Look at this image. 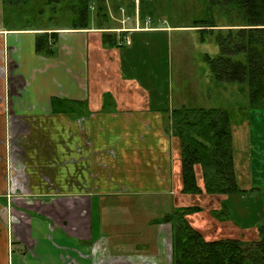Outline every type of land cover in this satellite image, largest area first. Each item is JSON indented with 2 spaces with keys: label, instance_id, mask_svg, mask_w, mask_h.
Returning a JSON list of instances; mask_svg holds the SVG:
<instances>
[{
  "label": "crops",
  "instance_id": "obj_1",
  "mask_svg": "<svg viewBox=\"0 0 264 264\" xmlns=\"http://www.w3.org/2000/svg\"><path fill=\"white\" fill-rule=\"evenodd\" d=\"M132 15L122 25L57 29H10L0 18V264H172V256L121 247L125 213L127 231H141V195L171 212L240 200L182 192L180 145L166 111L179 106H160L141 85V17ZM123 27L132 42L106 45L104 35L119 40ZM53 30L54 53L40 52L38 35ZM241 153L237 178L250 189ZM197 174L203 188L199 167ZM167 224L172 248L171 223L156 237L160 243Z\"/></svg>",
  "mask_w": 264,
  "mask_h": 264
},
{
  "label": "trees",
  "instance_id": "obj_2",
  "mask_svg": "<svg viewBox=\"0 0 264 264\" xmlns=\"http://www.w3.org/2000/svg\"><path fill=\"white\" fill-rule=\"evenodd\" d=\"M18 2L3 0L4 12L9 14H3L4 23L8 27H15L10 29H42L35 25H15L9 20L11 14H16L15 5ZM116 2V10L119 11L125 0ZM130 2L127 11L134 14L135 3L133 0ZM142 2L145 1L141 0L140 3V17L144 20L149 13L153 15L154 9H145ZM208 2L215 12L226 19V23L222 24L212 18L201 21L204 23L203 31H216L220 47L217 55L206 57L213 80L246 84L251 103L258 105L264 101V0ZM46 4L51 8L50 14L59 11L60 15L72 18V23L68 27L63 26L65 28H88L91 22L90 8L94 4H97L98 9L96 18L100 19L96 21V26L109 25L110 16L105 0H34V5H39V13ZM153 24L149 31H166L164 27ZM57 28L62 27H52ZM144 31L148 30L141 29V32ZM57 35L56 30L40 33L37 49L53 54ZM125 35L123 31L121 37ZM104 40L106 45H119L115 34L106 33ZM166 111L169 112L171 134L178 138L180 145L182 192H205L211 195L248 192L264 200V187L245 189L238 182L234 158L235 108L181 105ZM198 167L204 182L203 188L198 182ZM222 207L229 211L226 203ZM203 209L201 205L183 206L164 215L163 222L172 225V264H264L263 211L255 222L258 237L247 239L241 232V236L210 239L194 227L188 218L190 214ZM226 219L230 220V214Z\"/></svg>",
  "mask_w": 264,
  "mask_h": 264
},
{
  "label": "rangeland",
  "instance_id": "obj_3",
  "mask_svg": "<svg viewBox=\"0 0 264 264\" xmlns=\"http://www.w3.org/2000/svg\"><path fill=\"white\" fill-rule=\"evenodd\" d=\"M2 1L0 0V18H3L2 14H8L4 12ZM144 1L141 5L147 10L153 7L154 13L153 15L149 13L144 20L141 18V26L150 27L156 23L159 27H164L166 31H149L152 29L147 28L148 31L141 32V85L152 97L158 98L159 105L163 107H167L172 101L177 106L184 103L187 106L235 108L234 152L236 151L238 155L242 152V172L248 173V183L256 187H264V101L258 105L252 104L246 84L214 81L206 60L207 55H217L220 47L216 31H203V22L212 18L216 23L222 24L226 23V19L211 8L208 0ZM129 3H131L130 0H125L122 6L128 8ZM105 4L111 25L112 23L119 25L121 20H126V15L116 10L118 4L116 0H105ZM15 8L16 14L9 16V20L15 25L28 24L52 28L72 23L70 16L60 15L59 11L50 14L51 8L48 4L44 5V9L39 13V5L35 6L34 0H19ZM97 11V4L92 5L90 13L93 25H96V21H100L96 18ZM126 12L128 14L127 10ZM132 14H128L131 16L129 20L133 18ZM238 130H243L244 134L237 133ZM234 195H238L240 200L234 203L228 201L229 211L222 206L211 210L212 206L208 207L207 204L205 208L208 207V209H203L201 213L190 214L189 221L210 239L241 236V232L247 239L258 237L254 226L261 212H264V200L254 195L251 196V201L243 197L241 193ZM150 197L141 195L138 201L141 203L139 210L141 211L139 215L141 231H127L131 223V215L128 212L122 217V220H126L124 227L127 232L119 231V235L114 233L125 240L124 244L119 243L121 247H124V252L140 250L141 254H155L158 257L167 255L170 259L172 256L170 224L166 225L167 232L160 230V243L156 235L159 225L166 223L163 222L164 215L171 211L163 207L157 208L155 201ZM249 205L251 211H255V216L250 214V210L248 211ZM231 206L234 214L230 209ZM216 213H219V217L215 215ZM229 214L230 220L226 219ZM108 220L107 217L106 222ZM234 222L241 224L243 229H239ZM164 227L165 225L161 226L163 229ZM101 228L102 231L105 229L106 232L114 234L112 232L114 229L104 226H96V233ZM110 233L109 236H111ZM106 236L108 237L107 233Z\"/></svg>",
  "mask_w": 264,
  "mask_h": 264
},
{
  "label": "built area",
  "instance_id": "obj_4",
  "mask_svg": "<svg viewBox=\"0 0 264 264\" xmlns=\"http://www.w3.org/2000/svg\"><path fill=\"white\" fill-rule=\"evenodd\" d=\"M140 1L141 0H134V2H135V5H136V9H135V12H136V19H138V21H139V18H140V14H139V4H140ZM121 12L123 13V14H125L126 15V20H121V22L122 23H125L126 21H128L129 20V18L131 17L130 15H128L127 14V12H126V9L124 8V7H121ZM137 27H140V25H138ZM137 27H136V29H137ZM149 29V27H146V28H141V29ZM127 29H130V28H125V27H123V28H121V29H118L117 30V32H122V31H125V30H127ZM139 29V28H138ZM119 40H118V42L120 43V44H123V43H126V44H130L131 42H132V38L131 37H129V36H127L125 39L123 38V37H119L118 38Z\"/></svg>",
  "mask_w": 264,
  "mask_h": 264
}]
</instances>
